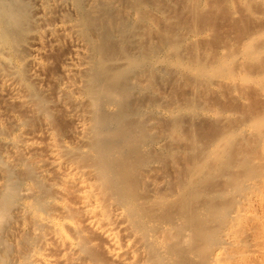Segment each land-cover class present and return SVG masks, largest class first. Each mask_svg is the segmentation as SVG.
I'll return each mask as SVG.
<instances>
[{"label":"bare ground","instance_id":"6f19581e","mask_svg":"<svg viewBox=\"0 0 264 264\" xmlns=\"http://www.w3.org/2000/svg\"><path fill=\"white\" fill-rule=\"evenodd\" d=\"M209 3L0 0V264H264V28Z\"/></svg>","mask_w":264,"mask_h":264},{"label":"rangeland","instance_id":"374dc122","mask_svg":"<svg viewBox=\"0 0 264 264\" xmlns=\"http://www.w3.org/2000/svg\"><path fill=\"white\" fill-rule=\"evenodd\" d=\"M219 1H220V3H218V4L215 3V2H219ZM253 1L256 2L257 0H253ZM259 1L260 0H258L256 2L259 5L258 4L256 5V3H254V2L251 3V1H250V3L252 4L251 7L254 9L251 13V10H249V9H252V8L250 6L243 5V3H240L239 1L238 2L236 1V3H239V4H237L238 8H237V6L235 7L236 4L234 5L235 8H232V7L229 8V6L227 7V5H226L227 3L225 0H218V1L217 0H210V3H209L210 7L208 6V8H206L208 10V12L205 10L207 12V14L204 11L205 12L204 14H206L204 16H206L207 19L205 17H204V19H206V22H207V20L208 21L212 20L211 23H209V22H207V23L205 22V23L209 24V25H212L214 23V25H212L214 27L211 26L213 29L210 31L207 28H205L206 29L205 31H207V32L209 31V32H208V35L206 34L207 37L205 36L206 39L204 37L203 38H204L205 42H207L210 45V47L213 48L212 50H214V51L225 50L226 53L232 52V53L238 54V52L239 51L241 52V49H243V47H244L243 44L250 34H252L254 32L260 33L259 31H261V29L264 28V21H263L264 20L263 19L264 12H262V11H264V8H263V10L261 9L262 4H261V2L259 3ZM221 2H223L224 4ZM244 6H245V9H244ZM248 7H250V8H248ZM247 8H248V11H247ZM230 9H233V10H230ZM260 12L263 13L262 16L260 15ZM252 15H255V16H252ZM260 18H262V19L260 20ZM207 26L208 25H206V27ZM203 27H205V26H203ZM258 43H260L261 45L262 44L264 45V37H261ZM260 44H258V45H260ZM237 50H239V51H237ZM262 56H263V58H262ZM262 56H261V58L259 57V58L254 59L256 62L254 60H253L254 62L251 60L250 61L249 60L243 61L244 62L243 66H245L246 62L248 64V66L246 65L247 70H246V66H245L243 68V71L246 73H250V75H253L252 77L260 76L261 74L259 73V71L264 69V53ZM243 62H241V63H243ZM249 63H254V64L250 65ZM241 66H239L240 71L242 69ZM247 86H250V87L249 88L246 87L247 89L245 90V93H244L245 96L243 95L244 99H242L241 102H242V104H244V107H245V103H247L245 97H247L248 105L250 104L249 106H251V104H252V106L248 107L246 105L244 110H246V108L251 109L254 106L258 110H255V108H254L253 112H260L264 108V93H263L264 91L261 92V90H259L258 87H255L256 85L254 86V83H249V85H247ZM257 92H259V93H257ZM224 102H225V100H224ZM228 103L229 102H227V100H226L225 104L227 105ZM244 107L242 105V108H244ZM261 107H263V108H261ZM260 108H261V110H260ZM240 110H239V112H240ZM241 112H242V110H241Z\"/></svg>","mask_w":264,"mask_h":264}]
</instances>
